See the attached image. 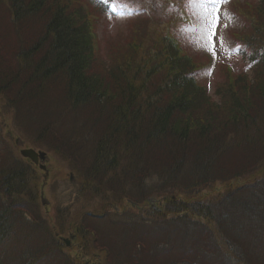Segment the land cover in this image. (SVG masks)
<instances>
[{
    "label": "trees",
    "instance_id": "1",
    "mask_svg": "<svg viewBox=\"0 0 264 264\" xmlns=\"http://www.w3.org/2000/svg\"><path fill=\"white\" fill-rule=\"evenodd\" d=\"M125 1V43L104 54L93 1L0 0V102L73 172L58 233L73 224L81 253L106 264H264V0L232 3L251 73L225 65L219 102L182 54L170 0ZM38 175L0 140V264H78L41 211ZM215 182L224 189L200 195ZM114 197L160 202L111 232Z\"/></svg>",
    "mask_w": 264,
    "mask_h": 264
},
{
    "label": "rangeland",
    "instance_id": "2",
    "mask_svg": "<svg viewBox=\"0 0 264 264\" xmlns=\"http://www.w3.org/2000/svg\"><path fill=\"white\" fill-rule=\"evenodd\" d=\"M90 1L97 3L95 2L97 0ZM100 1L102 2L99 6L101 8L99 9L97 32L99 46L104 50V54H106L109 51L108 47H111L116 43L120 45L125 43L124 37L129 30L126 14L130 13L132 7L129 6L125 0ZM232 1L234 0H214L217 9V18L215 24L211 26H209L207 13H205L204 8L206 6L210 12L213 8V0H207L205 6L200 4L189 5V24L181 23L179 29H176L180 39H182L183 47L189 48L190 55L196 57L200 68L198 78L202 84L204 83L206 85L208 89L207 94L213 102H219L220 100L217 91L218 85L226 80L223 69L225 65L230 66L234 72H246L249 75L251 73L248 66H245L243 58L238 54V45L232 36V33L234 31H239L243 25L239 16L233 10ZM238 1L242 2L243 0ZM247 1L253 2L256 0ZM104 2L108 4L107 9L103 8L106 7L103 5L105 4ZM152 37L157 36L155 35ZM204 62L206 63V68L203 69L202 64ZM212 110L213 118L215 116H220L219 111H222L217 107H212ZM13 118V113H10L8 108L0 102V140L6 141L9 148L19 156L20 150H23V148H31L47 152L45 162H43L45 170L41 171L42 169L40 166L36 165V169L40 173V175H38V180L40 182V189H38L40 196L39 203L42 206L41 211L45 214L47 224H49L50 227L52 226L51 229H53L54 234L58 236L56 238L61 241L69 256L76 258L78 264H106L102 259L96 258L97 251L95 248L89 249L87 255L86 252L81 253L83 247L74 239L75 237L72 234V227H67L72 221L70 210L68 212L70 213V219L68 220V216H66L64 223L69 230L66 232L61 231L58 235V231L61 229L62 224L57 222V212L65 206L70 207V199L71 201L75 200L74 195H72V189L70 188L72 185L71 183L68 184L69 181L66 180L67 177L73 178V172L69 170L57 156H54L51 152H48V150L39 147L35 141L24 132V130H18L15 124L16 119ZM48 172L50 179H47L46 177ZM213 189H217V192L222 191L224 186L219 182L212 183L208 188L203 190L200 195L208 199V197H211L210 195H214L212 194ZM149 199L150 198L148 197V201H146V203L144 202L145 205H141L146 207L143 211L141 206V208L139 207V210H136L137 205L133 207L128 205L130 202L129 200L123 202V200H116L114 197L112 199L114 200V205L111 208H106L108 217L102 220H106L107 223L102 224V227H107L108 230L113 232L114 227H111L108 222H114V220L123 221L125 219L123 218L124 212H134L141 217H144V215L146 216L148 206L160 202V200L155 201V199H150L149 201ZM99 203L100 201L91 199L90 202L86 203L90 208H86L88 210H97L93 207L98 208ZM80 208H76V212L77 209L80 210ZM113 211H115L116 215L113 214ZM75 218L77 219V217ZM63 239L68 243L66 244Z\"/></svg>",
    "mask_w": 264,
    "mask_h": 264
},
{
    "label": "snow or ice",
    "instance_id": "3",
    "mask_svg": "<svg viewBox=\"0 0 264 264\" xmlns=\"http://www.w3.org/2000/svg\"><path fill=\"white\" fill-rule=\"evenodd\" d=\"M188 5H194V4H200L202 6H205L207 3V0H187ZM205 13H207V19L209 21V26L214 25L216 22V12L217 9L215 7V3L213 0V8L210 10L207 9V7L205 6L204 8Z\"/></svg>",
    "mask_w": 264,
    "mask_h": 264
},
{
    "label": "water",
    "instance_id": "4",
    "mask_svg": "<svg viewBox=\"0 0 264 264\" xmlns=\"http://www.w3.org/2000/svg\"><path fill=\"white\" fill-rule=\"evenodd\" d=\"M21 155L24 157H28L29 159H31V161H33L34 163L38 162L37 158H40L41 160H43L45 158V153L43 152H39L37 153L35 150H31V149H23L21 150ZM43 168V166H41Z\"/></svg>",
    "mask_w": 264,
    "mask_h": 264
}]
</instances>
